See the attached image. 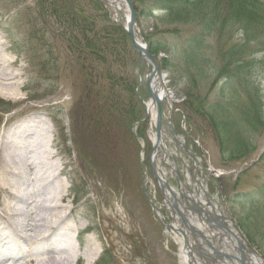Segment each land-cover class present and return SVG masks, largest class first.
I'll return each mask as SVG.
<instances>
[{"label":"rangeland","instance_id":"obj_1","mask_svg":"<svg viewBox=\"0 0 264 264\" xmlns=\"http://www.w3.org/2000/svg\"><path fill=\"white\" fill-rule=\"evenodd\" d=\"M257 1L264 4V0ZM36 2L0 0V57L15 61L10 71L19 73L22 69L18 83L24 87L16 91L18 98H24L21 102L8 93H0V134L34 116L52 131L54 158L46 161L39 171L49 172L53 164L60 165L59 180L66 181L69 186L65 205L66 214L71 217L66 231L71 234L74 251L82 253L84 244L90 240V244L100 249L94 264H181L176 246L166 237L164 226L153 215L143 192L144 186L148 193L156 191L149 180V171L141 167L147 160L150 143L143 138L144 145L136 136H145V126L137 127L135 136L131 133L132 125L128 131L118 123L97 121L98 105L103 106V102L99 103L102 94L98 91L106 88L104 80L97 75L99 69L92 70L90 78L86 75L85 64L67 51L64 31L54 25H44L38 17ZM118 16L124 22L123 13L119 12ZM138 23L145 37L155 34L154 38L166 47L173 46L171 35L154 32V21L148 20L146 15H139ZM226 30L237 39V25L228 23ZM263 37L264 34L259 38ZM206 54L212 64L204 71L205 77L195 76L194 93L210 94L213 102L223 101L227 97L224 81L211 85L221 67V62L216 61L220 54L217 50ZM159 55L170 61L169 55ZM256 58L263 60L264 56L258 54ZM147 72L148 67L142 63L140 76L143 81ZM124 74L130 76L131 70L126 69ZM164 74L173 105L179 110L171 117L172 124H176L177 132L188 136L187 144L193 153L214 170L225 173L220 179L232 198L230 206L238 218L242 215L240 202L244 200L240 193L254 191L264 181V133L252 138L255 150L244 159L222 161L208 120L203 116L188 120L178 106L187 78L172 81L168 72ZM254 74L264 103V65L261 64ZM139 117H144L142 108ZM61 127L66 131L65 139L60 133ZM22 153L26 155V151ZM143 172L146 179H143ZM154 198L159 209L158 192ZM2 200L0 190V202ZM257 251L261 254L259 249Z\"/></svg>","mask_w":264,"mask_h":264},{"label":"trees","instance_id":"obj_2","mask_svg":"<svg viewBox=\"0 0 264 264\" xmlns=\"http://www.w3.org/2000/svg\"><path fill=\"white\" fill-rule=\"evenodd\" d=\"M132 1L140 14L148 15L147 9L163 13L154 17V32L171 35L173 46L166 47L155 34L145 38L155 57L159 53L169 55L170 61L162 58L159 66L172 81L187 78L181 110L188 120L193 116L208 120L222 161L244 159L255 150L252 138L264 133V103L254 74L264 65V59L256 58L258 54L264 56V37L259 38L264 34V4L257 0ZM37 7L47 25L64 31L67 51L85 64L86 75L90 78L92 70L99 69L97 75L106 88L98 91L103 106L98 105L97 121L118 123L129 131L140 119L141 107L134 91L135 75L124 74L136 63L123 29L110 20L99 0H38ZM228 23L239 28L237 39L226 30ZM210 50L220 54L216 61L221 67L211 85L224 81L227 97L223 101L213 102L210 94L194 93L195 76L205 77L204 71L212 64L206 54ZM242 197L238 224L264 257V182L256 192ZM228 200L232 202V198Z\"/></svg>","mask_w":264,"mask_h":264},{"label":"bare ground","instance_id":"obj_3","mask_svg":"<svg viewBox=\"0 0 264 264\" xmlns=\"http://www.w3.org/2000/svg\"><path fill=\"white\" fill-rule=\"evenodd\" d=\"M113 11H124L120 0H114ZM14 67V60L0 57V93L21 102L24 98L16 91L24 89L18 83L22 69L10 71ZM0 140V264H92L100 249L90 240L82 253L71 248L72 237L66 231L71 216L65 205L69 186L59 180L60 165L39 171L54 158L52 131L34 116L3 131ZM171 226L168 237L177 246L180 263L187 264L191 258L186 245L192 242L174 233L176 222Z\"/></svg>","mask_w":264,"mask_h":264},{"label":"water","instance_id":"obj_4","mask_svg":"<svg viewBox=\"0 0 264 264\" xmlns=\"http://www.w3.org/2000/svg\"><path fill=\"white\" fill-rule=\"evenodd\" d=\"M102 1H104V0H102ZM122 1L125 4V6L127 8V13H128L125 31L127 32L129 39H130V42L133 45L135 51L139 54V60L145 61L146 64L148 66H150V69H151V72L149 73V75L146 78V83H147V89L149 92V96L152 100V104L155 105V107H156V117H157V120L155 122L156 142H155V145H154L153 151H152V152H154L156 150L159 142H160L161 125L164 124L162 121V116H161V99L162 98L166 99L168 92H167V89L163 85L162 75H161V72L159 71L157 63L153 59L152 55L149 53L147 46L142 39L141 32L137 28L134 8H133L131 0H122ZM153 82H156L157 85L162 88V95L160 97L157 94H155V92H154L155 88L153 89V86H152ZM148 118H149V115L147 114L146 119H148ZM172 132L174 133L173 130H172ZM173 139L176 142V144L179 143L176 138H173ZM154 159H155V156L152 158L150 155V158H149L150 169H151L153 178L159 184V187L161 189V194L163 195V197H164L163 188H166L167 191L169 192L170 198H168L167 206L169 208L170 214L172 216L177 215V217L180 219L181 228L185 229L189 233V235L192 236V238H195L194 229L192 227H189L186 224V221L183 218V216L176 210V204H175V200L173 198L174 197L173 190L169 187V185L166 182L161 181V179L157 176V172L155 170V165L153 163ZM180 196L182 197V195H180ZM171 198H173V199H171ZM148 203L151 204L149 199H148ZM152 208H153V206H152ZM225 212L228 216L227 222H229L232 225V227L236 230V232L238 233L237 235H234L231 231L229 232V233H231L232 236H234V238L236 240V244H237L236 249H237V252L239 253L240 259H241L239 263L245 264V262L247 261L250 264H264L263 259L258 255V253L247 242V240L245 239V237L242 235L241 231L239 230L238 226L235 224L234 220L229 216V214L227 213L226 210H225ZM154 213H155V209H154ZM205 214H207V213L205 212ZM214 218H215V216H214ZM223 221H225V220H223ZM220 224L223 225L222 222H220ZM167 227L169 228L168 225H167ZM179 233L183 234V236H185L182 229L179 231ZM210 248L213 249L212 246ZM199 253H201V252H199ZM201 255H203V254H201ZM222 257H223V255L217 256L218 259H221ZM228 259H230V258L228 257ZM230 263L234 264L231 261H230Z\"/></svg>","mask_w":264,"mask_h":264}]
</instances>
